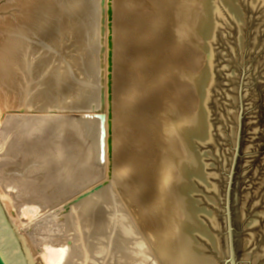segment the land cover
I'll use <instances>...</instances> for the list:
<instances>
[{
    "label": "rangeland",
    "instance_id": "obj_1",
    "mask_svg": "<svg viewBox=\"0 0 264 264\" xmlns=\"http://www.w3.org/2000/svg\"><path fill=\"white\" fill-rule=\"evenodd\" d=\"M21 1L22 0H0L1 15L4 17L9 16L13 18L16 15H18L20 17L21 14H19L20 13L19 4ZM78 1L79 2L77 3H80L79 4L80 6L85 5V3L83 2L84 0L83 1L78 0ZM123 1L124 0L118 1L116 5L117 8H119L120 5L122 9L119 8L120 10L117 12L116 21L118 22V24H116L115 22V27L117 25L116 27L117 44H115V46L117 45V50L120 52L121 55H123L121 56L119 54L116 62L117 67L115 72H118V74L115 73V82L117 81L115 84L118 85L116 88L115 96L117 98L112 95L111 91L113 85L109 83V80L112 79L114 75L113 73L109 72L110 66L108 63H106L109 58V53L113 49L112 47H110V45L109 47H106L105 43L102 46V41H104L103 38L102 39L100 38V40L96 41L93 44V46L90 45L87 46L85 44L88 41L89 36L87 37V35L89 31L87 28L86 30H84L86 24L85 26L83 24L84 27L81 26V24L84 22V20L82 19L84 18L82 17V15L84 16L85 14L84 8H82L81 10L83 12L76 13L73 18L72 13L71 15L70 13L64 12L62 13L63 16H61L60 14L61 12L59 10L56 11V9H59V7L53 5L54 3L52 4L53 6L51 7L53 8L55 6L54 7L55 9L54 8L52 9L51 7L49 8L47 7L50 3L47 4V2H45L47 6L45 5V3L43 4L42 6L43 9H41L42 13L40 11V17L41 19H43V21L44 20L45 21L44 22L40 21L41 19L39 17V13H38L39 18L37 16L36 17H37V23L39 24L38 28L42 29L44 32L46 31V33L42 34V30L39 31L38 28H36L37 30L36 29L32 30V34H30L31 36L29 37L30 41L28 42L29 44H31V47L32 46L34 47L31 49H33V51H35L36 49L40 51V49L45 48L46 51L42 50V53L44 56H46V52L48 54L51 49L49 47L52 46L53 50L51 49V51L54 52V55L55 52L57 54V51L59 52L58 54L60 55L62 53L63 58L64 57L67 58L66 60L65 58L64 59L62 58V60L66 62H68V59L71 61L72 58L73 59L80 58V60L78 59L77 62L76 59L72 60L71 63H74L72 67L74 68L75 72L79 74L81 80H79V78L77 77L78 75H76L75 72L73 73L75 76H73L70 72L69 73L65 72L63 75L65 76L64 81L62 83H59V90L61 95L65 97L67 94H70L72 90H73L72 93L76 95L81 94L82 92L81 90L85 86L79 84L78 82L82 83L84 80H86L83 78L86 77L85 71L87 67L85 66L86 67L85 68L84 65L85 64L87 65L88 63L87 61H89L87 59L89 58L90 60L93 59L92 62H95L96 65L94 64V66L96 73L95 76L93 77L94 79L92 77L89 78L90 80L92 79L94 80L93 81L94 86H90V88H88L90 92H92L91 98L89 96H84L82 98V101L84 100L82 103L81 100H79L76 103L73 102L74 104L71 103L75 105L74 106V109L76 108L75 110L74 109L72 110V108L71 109L68 108L69 107L68 106L66 108H61V110L59 111H52V110L47 111L48 110L47 109L45 112L37 113L41 119L46 118L48 121L47 123H49V125L46 128V130H44L43 132H39L38 131L39 128L37 126H32L31 130L33 136H37L43 139L47 137L49 139H52L53 137L55 138L60 132L59 135L61 141L60 143L63 144V147L61 148L62 150L58 152V155H61L60 157H64V159L67 158L68 174L72 170V166L75 164L79 165L77 170H80L77 171V173L73 177H69L70 182L68 186L71 189H75V191H82V193L84 194H89L85 196L83 195L84 198L87 196L92 197L94 192L97 193L98 190L100 191L105 187L111 185L110 178L112 171H111V165H109L111 161L110 158L106 156V153H108L109 151L111 152L113 148V142L111 140L112 135L117 134L119 146L121 147L124 146L123 144L128 145L127 143L128 141L126 140L128 136H131L130 138L133 139L131 140L133 141V143H131L132 146L130 153L132 152L131 154L135 156V159L134 157H132V155H129L130 154L129 150L127 152L126 149L125 151H123L124 155H121L123 158H121V156L119 155L120 156L119 158L121 159H118L117 165H121V166L130 165L129 167L128 166L126 167H128L133 172V175L132 173H129V176L127 178H129L130 180L133 178L132 180H134V182L137 181V184H139L138 188L135 189V192L138 193L140 198L149 197V196L155 198L159 195H163V193H166L168 191L167 184L164 183L166 180L165 177L167 175L168 176L167 178H169V176H171L170 174L173 172L172 169L173 167L171 166L172 164L170 161L171 160L170 154H172L175 151V149L171 147L174 145L172 144L173 141L170 140L168 135L169 133H167L166 131L169 129L168 127L169 114L171 111H175V112L177 111V113L180 112L183 113L184 111V113L186 112V114H194L195 112L198 111V108L201 104L197 86L195 85V83L188 80L187 77L184 76L185 73H183L182 71L183 70L184 72L187 71L186 75L190 74L195 76L202 73L204 69H206L207 93H206V97L204 98V101H205V110H207L206 114L208 113V117L206 115V120L209 123L207 125L209 129L207 128L208 137H206V140L196 139L194 141V152L196 153V156L199 159L202 175L200 178L193 177L192 179L193 189L192 192L190 193L191 195L190 197H192L194 206L197 211L196 216L198 215L197 218L199 217L198 220L205 229V233L207 234L208 232V234L215 236L216 239L218 240V249L216 250L213 248L212 244L209 242L207 237L204 236V234H203L204 237L200 234L198 235L196 234V239L198 240L200 245L203 246L202 249L203 253L207 255L210 259H213L215 264H231L230 253L228 251L229 235L227 234L228 233L227 204L229 201V213L232 219V234H234V253H235L234 264H264V2L263 0H231L234 6L233 8L227 6L228 3L223 2L222 0H210L211 2L210 6L212 8V13H213V29L211 30L210 34L206 36L205 52H203L202 49L199 47L194 48L191 47V45H189L187 48L180 49L177 53H175L176 48L174 47V44L177 41L175 39L173 40L174 35L176 34H174L175 31L173 27H171V24L173 23L172 21L173 19L169 13L173 9H174L173 11H175L176 13H178L177 11L181 12L180 10L181 7L178 4L180 0H174V1L173 0H156V1L137 0V2L136 0H127L129 1L130 4V5L129 4L126 5V7L128 8H125V6L123 5L125 3H123ZM135 2L137 3V5H135L136 4ZM170 3L172 5L171 8L169 6ZM131 5H132V9H131ZM175 5L178 7H176ZM133 6L134 8L135 6H137L138 8L136 7L135 10ZM140 7H142V9H139ZM133 9L136 12L138 10H141L143 13L145 12L144 13L145 15L146 14L148 15L146 16H144V14L142 15V13H140L141 11L137 12L138 14H136ZM54 10L55 13L53 12ZM130 10L133 11L131 12ZM125 11L128 13H126ZM216 11L219 12L221 15ZM122 12L124 13L119 14ZM133 13H135L134 14L135 16L133 15ZM64 14H67V16L65 15L64 17ZM124 14H126L125 15L126 17L122 16ZM139 14H141L143 18L145 17L143 21H145L147 18L149 19V16L152 17V15L155 14L152 18L155 20L154 24L157 23V21L160 18L162 19L160 20L164 21L165 23L161 22L160 25L157 26L159 27L158 29L156 27L155 28L156 30L153 28L155 31L152 29L153 32L152 31L149 32V29H151L153 25L150 23L151 25L149 24L150 25L149 28L148 25L146 26V23L140 22L139 20L136 21L135 19H138ZM164 14L166 15L164 16ZM118 15L119 17L120 16L121 17L118 18ZM66 17L68 18V20H66L67 19ZM69 17H72V19H69ZM76 17L77 18L80 17L82 21L79 20V18L76 19ZM63 19H65V21ZM74 19L77 22L73 21ZM70 20H72V22H70ZM79 21L80 24L77 25ZM16 22L17 20H15L14 24H16ZM40 22L44 24H41ZM18 23L20 22L18 21ZM31 23L32 22H30L29 24L33 26V24ZM45 23H48L46 24L47 27L45 26ZM69 23H71L70 26H68ZM74 23H75L74 25L75 27L73 28L72 25ZM66 24L67 26L65 27ZM122 27L123 30H120L122 29ZM34 28L35 27H33L32 29ZM80 28H82L85 32V33L83 32L84 33L82 34L83 36L79 34L82 33L79 30ZM142 28L144 29L143 33L140 31ZM60 29L62 30L61 32L62 34L59 32L61 31ZM73 29L74 30L76 29V31L74 32ZM118 31H120V33ZM53 33L57 36H55ZM58 33H60L59 36ZM74 33L76 34L77 38L74 36ZM123 33L128 38H125ZM139 33L141 35H139ZM149 33L151 35L153 33L151 39L147 38V35ZM65 34L67 36H65ZM134 34L135 35L137 34L138 36L137 35L135 36ZM61 35L67 38L64 39V37ZM77 35H81L83 38L80 36L81 37L80 39ZM52 36H54L55 38H53ZM130 36L132 37L134 36V37L131 38ZM59 38L60 39L63 38L62 41H60ZM75 38L77 40H75ZM66 40L67 41L71 40V41L67 42ZM117 40H120V42L119 41L117 42ZM139 40H141L142 43ZM58 41L60 42L57 45ZM76 41L77 43H75ZM60 43L62 44V46L65 45L64 47L65 48L67 47V49H65L64 47L60 48L59 46ZM98 43L101 44L102 50L98 53L97 56L98 58L94 56L95 57L94 59V57H92L93 55L91 51L92 49H94L93 47L98 45ZM133 43H136V45ZM154 44L157 46L155 47ZM131 45L133 46V48L131 47ZM40 46L41 48H39ZM78 46L79 48H77ZM121 46L123 47V49ZM89 47L90 49L92 48L91 51L86 52L89 50L87 49ZM163 47L165 48L162 49ZM75 48H77V51L74 52V50H76ZM48 49L49 51H47ZM61 49L63 50L61 51ZM53 52H50V55H47L46 57L52 56ZM65 53L68 55H66ZM63 54H65V56ZM88 54L89 56L91 54L92 59L91 57L85 56ZM142 55L144 56L147 55V56L142 57ZM83 56L86 57L85 60H83L84 59ZM193 59H198L197 64L193 63ZM169 61L172 63H170ZM81 63L84 68L82 69L84 71L82 70L79 71V69H81L82 67ZM83 63L85 64L83 65ZM38 64L35 66L34 69L35 71L32 69L33 71L30 72L31 77L29 78V82L31 86L32 87L36 86L35 88L37 89L40 88L39 85L37 86V84H40L42 77L46 76L45 74L47 73H51V70L53 69L52 64L51 63L49 64V62L47 63V65L44 64L45 66L42 63H38ZM62 66L61 65L59 66L60 67L59 72L61 71V69H62L61 72L65 70L64 65ZM79 66L81 67L79 68ZM134 67H135V71L133 69ZM75 68L76 69L78 68L77 70L79 72ZM70 70L74 71L72 68ZM138 70L140 71V73H138L139 72ZM122 72L124 73L120 74ZM164 72H170V74L167 76L166 79L163 80V82L165 81L163 83L162 81L160 82V80H162L160 76L162 75L161 73ZM80 74H82V77L80 76ZM84 75L85 77H83ZM126 75L128 78L125 77ZM33 77H35V79ZM71 79L73 80L70 81ZM151 79L154 80L150 81ZM142 81L144 82V84H146L147 87L146 86L143 87L144 84L142 83ZM123 83H126L127 86L126 84ZM136 83H139L142 86L137 85ZM161 83H163L164 85ZM122 86H125V88L128 87L129 89L128 88L125 89ZM138 86L142 88L140 89ZM93 87H95L94 90H92ZM119 90L123 92L120 93ZM129 90H131L132 92ZM135 90L137 93L135 92ZM67 91L70 93H68ZM32 92L34 93L35 90L32 89L31 91V95L34 96ZM144 94H146V96ZM187 94H190L191 97L187 96L186 98ZM133 96L135 97V99ZM114 97L116 98V100H118V101L115 100V103L118 102L117 103L118 105L116 104V107L118 109L121 107L119 110L116 109V116L117 118L119 117L121 118L123 128L121 127L113 128L108 123V117H110L111 114L109 108L111 106L112 101H114ZM188 97L190 98L188 99ZM148 98L149 100H147ZM131 99H133V101ZM123 100H125V104L128 103L126 107L124 106ZM149 101L152 102L150 103ZM152 103L154 104L153 105L154 107L150 105ZM157 103L159 105L158 109L156 106ZM79 104L81 105L83 104V105L78 106ZM121 109L123 111H121ZM156 110L158 111V113ZM107 123H108V127H106ZM124 131L126 133H124ZM168 147L170 150L173 149L172 153L171 151H169ZM177 147H179V144L177 145ZM180 149L181 147H179V150ZM50 151L52 152L57 151L56 146L51 147ZM126 152L128 153V155H126ZM133 152H135L136 155ZM75 154L77 155V157L75 158L78 159L73 162L71 157L72 156L74 157ZM164 155L166 157H164ZM51 156L52 153H50L47 157L50 158ZM124 156H126L127 158H129L130 156L131 158L127 159ZM60 157H58L57 159H59ZM140 158L145 161H142ZM7 159L8 160L6 161L10 163L12 159V155H11V159H10V155L9 157H7ZM134 162L136 163V165ZM45 163L46 162H44V164ZM139 164L141 165L138 166ZM166 167L167 169L168 168L170 169L167 170ZM88 169L91 170V174L89 172L90 170ZM87 170L88 172H86ZM158 171L160 172L158 173ZM163 171L164 172L170 171V172H166L165 175ZM92 173L94 175H92ZM161 173H163V176L165 177H163ZM43 174L48 175V173H43ZM158 174L159 175L161 174L160 177ZM154 175L155 177H153ZM154 178H156V180ZM163 183L165 184L166 189L163 188L164 187ZM161 186L163 187L160 188ZM112 190L114 191L113 197L116 201L115 202L116 205H114L113 207L112 206L113 204H111L110 202L109 206L111 204L112 208L111 206L110 208H108L106 206L108 201H110V198L108 197L109 200L106 202V205H105V201L100 202L97 205L98 208L96 206L91 209V213L95 214L99 212L100 214L101 213L100 211H102L103 214L109 212L106 216H108L109 214L113 216L114 223L112 224L111 222L107 221L108 219L110 220V216L108 217V219H106V216L105 215L102 216L101 213V215L98 217L99 220L105 218L104 220L106 221H103V223L108 222L110 225L106 227L105 225H108L106 223L104 224L103 226L104 228L102 229L104 231H106V229L107 231H109L110 227H112L113 229L116 227L117 230L116 236L119 234L124 235L123 233H125L126 231L127 234H125L124 236H127L125 238V242L130 240L128 244L129 249H131L134 252L141 253L142 255L138 257L139 261L137 264L139 263L162 264V261L159 259V255L156 254V250L154 248L155 246L153 244V239H152L154 236L151 235V232H148L146 230L147 229L146 227H148L146 225L147 224L149 225L153 220L150 217L147 218L145 215L143 214L141 215L137 212L135 204L129 202V200L124 196L123 189H121L120 186L114 185V187H112ZM157 191L158 193L160 191V193L159 194L156 193ZM67 194L71 195L73 193H67ZM108 198H105V200H107ZM154 198L153 201L157 199ZM72 199L74 200V202L78 200L75 197H73ZM0 204L3 208L2 212L5 213L4 216L8 220L9 225L12 226L14 231L17 233L20 242L21 251H23L22 253L23 255H25L24 257L27 258L28 254L26 253V251H28L27 249L29 246L28 244H25L27 242L21 236L19 225H16L17 223L14 220H12V217L9 215L8 210L6 209V207L4 206L1 200H0ZM168 204L170 203L168 202ZM61 206L63 207L64 205H60L59 207H55V208L47 207L42 209L41 212H39L38 215L36 216L37 219L39 218V221H37V219L34 220L31 219L33 220L32 221L33 226H36L37 223L41 225V223L45 220L47 216H49L50 213H53L54 211L58 210V208H61ZM168 206L167 208H170V206L169 207ZM103 208L105 209V211L108 209V211L104 213L105 211ZM52 210L53 212H51ZM154 210L156 209L154 208ZM64 212H67V210H65ZM153 212H154L153 210L150 211V213ZM99 214L97 213V215ZM165 214H166L165 215L166 219L172 217L170 212L169 215L168 213ZM41 218H43L44 220ZM203 223L205 225H203ZM165 224L167 226V222ZM107 231L106 232L102 231L103 233L101 235L102 236L104 235L107 238V236L112 230L110 232ZM40 233L41 236H39V238L43 239V242L45 243L44 236L46 235L44 234L46 233L45 232H40ZM119 237H120L119 241L123 242L122 236ZM34 256L37 258L35 259L34 257L33 260L34 259L35 260L31 261V263L29 261V264H45L41 257H39L38 255H34Z\"/></svg>",
    "mask_w": 264,
    "mask_h": 264
},
{
    "label": "bare ground",
    "instance_id": "obj_2",
    "mask_svg": "<svg viewBox=\"0 0 264 264\" xmlns=\"http://www.w3.org/2000/svg\"><path fill=\"white\" fill-rule=\"evenodd\" d=\"M118 1H120V0H86V2L84 0L83 2L85 3V5L80 6L79 5L80 3H77V2H79L78 0H46V1L45 0H22L19 4V8H20L19 14H21L20 17L18 15H16L14 18L9 17V16L4 17L0 13V200L2 201V203L4 204L6 209L8 210L9 215L12 217V220H14L17 223L16 225H19V230L21 232V236L23 237V239L26 240L27 243H25V244H28V246H29L27 249L28 251H26V253L28 254L27 258H26V257H24L25 255H23V253H22L23 251H21L20 242H19L17 233L14 231L12 226L9 225L8 220L4 216L5 213L2 212L3 208L0 204V250H1L3 257L6 259L8 264H29V261L31 263V261H34L37 258L34 255H38L39 257H41L45 264H137L139 261L138 257L142 256V255H141V253H137V252H134L131 249H129L128 244H129L130 240L125 242V238L127 236H124V235L127 234L126 231H125V233H123L124 235L119 234L116 236V231H117L116 227L114 229L112 227H110V229L112 228L111 229L112 231L109 228H108L109 231H107V229H106L107 232L111 231L109 233V235L107 234L108 235L107 238L104 235L102 236L101 234L103 232H106L102 229V228H104L103 227L104 224H106V223L108 224V225H105L106 227H108L110 225L108 222L103 223V221H106V220H104L105 218L102 220L101 219L99 220L98 217L101 215L102 211H100L101 212L100 214H99V212H97L99 215H97V213H95V214L91 213V209L96 207L100 202L105 201V205H106V202L109 200V198H110V201H108L106 206L108 208H110L111 204H113L112 205L113 207H114V205H116V203H115L116 201L113 197L114 191L112 190V187H114V185L120 186V188L123 189L124 196L129 200L130 203L135 204L137 212L139 214H141V215L143 214L147 218L150 217L153 220V221H151V223L149 225L148 224L146 225V226H148V227H146L147 228L146 230L148 232H151V235L154 236L152 238L153 244L155 246L154 248L156 250V254L159 255V259L162 261V264H215L213 259H210L207 255H205L203 253V251H202L203 246H201L200 243L198 242V240L196 239V234L197 235L200 234L202 236L204 234V236L207 237L209 242L212 244L213 248L216 250L218 249V240L216 239L215 236L208 234V232H207V234L205 233V229L203 228V226L200 224V222L198 220L199 217L197 218L198 215L196 216L197 211H196V208L194 206V202L192 200V197H190L191 196L190 193L192 192V189H193V185H192L193 177L200 178L202 175V170H201V166L199 164V159L196 156V153L194 152V141L196 139L206 140V137H208L207 136V134H208L207 133V128H208L207 125L209 123L206 120V115L208 117V113L206 114L207 110H205V101H204V98L206 97V93H207V91H206V84H207V82H206V74H207L206 69H204V71L202 73L195 75V76L190 75V74L186 75L187 71L186 72H184V70L182 71L183 73H185L184 76H186L188 80L195 83V85L197 86V90L199 93V99L201 101V104L198 108V111L195 112L194 114H186V112L184 113V111H183V113H181L180 111H179L180 113H177V111L176 112L171 111L169 114V118H168L169 119L168 120L169 121V124H168L169 129L166 131H167V133H169L168 135H169L170 140L173 141L172 144H174L173 146H171V145L170 146L173 147V149H175V151L172 153L173 149L170 150L168 147L169 151H171V153H172V154H170L171 160L169 159L171 161L172 165L170 163L169 164L173 167L172 168L173 172L170 174L171 176H169V178H167L168 176L166 175V172H170V171H166V172H164L165 170L163 171V173L166 175V177L163 176V173H161L162 176L165 177V179H166L164 183L167 184V188H168L167 190L168 191L166 192V190H165L166 193H163V195H159V196L156 195L157 197H155V198H157V199H155L154 197H151V196L140 198L138 193L135 192V189L138 188L139 184H137V181L134 182V180H132L133 178L131 180L129 178H127L129 176V173H132V175H133V172L128 168L130 165H126L128 167L117 165L118 159L123 158L121 156V155H124L123 151H125L126 149H127V152L129 150V153L131 151V146H132L131 143H133V141H131L133 139L130 138L131 136L127 137L126 141H128L127 142L128 145L123 144L124 146L121 147V146H119L117 134L112 135L111 140L113 142V148H112V150L110 149L111 152L109 151L108 153H106V156L109 157L110 161H111V163H109V165H111V171H112L111 178H110L111 185L108 187H105L104 189H102L100 191L98 190L97 193L94 192L92 197L87 196L84 198L85 195H89V194H84V193H82V191H75V189H71L68 186L69 182H70L69 177H73L77 173V171H80V170H77L79 165L75 164L72 166V170L68 174V167H67V163H68L67 161L68 160H67V158L64 159V157H60L61 155H58V152L61 151L62 150L61 148L63 147V144L60 143L61 142L60 136H59L60 132L58 133V135L55 138L53 137L52 139H49L48 137L43 139V138H40L37 136H33V134H32V130H31L32 126H37L39 128L38 131L43 132L44 130H46V128L49 125V123H47L48 122L47 119L46 118L41 119L37 113L45 112L47 109H48L47 111H51V110L52 111H59V110H61V108H66L68 106H69L68 108H70V109L72 108V110H73L74 106H75L73 104L78 102L79 100H81V103H82L84 101V100L82 101V98L84 96H89L91 98L92 92H90V90L88 88H90V86H94L93 85V81H94L93 77L95 76V73H96L95 66H94L95 62H92V60H93L92 57L96 56V58H98L97 57L98 53L102 50V46L104 43L106 44V47H109V45H110V47H112V49H113L112 51H110L109 58H108V61L106 63H108L110 66L109 72L113 73V75H114V77L109 80V83L111 85H113L112 91H111L112 95L113 96L116 95V88H117L118 84H115L117 82V81L115 82V73L118 74V72H115V71H116V67H117V65H116L117 58H118V55L120 54V52L117 50V45L115 46V44H117L116 43V37H117L116 36V31H117L116 27H117V25L115 27V22H116V24H118V22L116 21L117 12L120 9H122V7H120V5H119L120 9L117 8L116 5H117ZM151 1H153V0H151ZM222 1L228 3L227 6H230L232 8L234 7L231 0H222ZM45 2H47V4H49V3L50 4L47 6ZM136 2H137V0H136ZM263 2H264V0H263ZM44 3L48 8L53 6V5L58 6L59 9H56V11L59 10L61 12L60 13L61 16H63L62 13H64V12L70 13V14L72 13L73 18H74V15L76 13L83 12L81 10H82V8H84L85 14H84V16L82 15V17H84V18L81 17L84 20V22L81 24V26H83V24L85 26V24H86L85 27L83 26L85 28L84 30H86V28H87L89 31L88 35H87V37L89 36L88 41L85 44L87 46L88 45L93 46V44L96 41L100 40V38L101 39L103 38V40H104V41H102V46H101V44L98 43V45L95 46L96 48L95 47H93L94 49L91 48L92 51H91L90 47L87 48V49H89L88 51L85 50L86 52L91 51L93 56L91 57V54H90V56H89V54L85 55V56L91 57L92 60H90V58L87 59V60H89V61L86 60L88 62L87 65L85 63H83V65L85 64L84 67L85 66L87 67V68L85 67L86 68V71H85L86 77H85V75L83 76V77H85L83 79H86V80H84L82 83L81 82H78V83L85 86L86 89H85V87L84 88L81 87L84 89V90L83 89L81 90L82 91L81 94L76 95V94L72 93L73 92V90H72L71 93L67 91L70 94H67L64 97L61 95L60 90H59V83H62L64 81L65 76H63V75L65 72H68V73L70 72L73 76H75L73 74L75 72V70L72 67V65L74 63H71V61L76 59V62H77V60L78 59L80 60V58H74V59L72 58L71 61L68 59V62H66V61L62 60V58H63L62 53L60 55V54H58L59 52L57 51V54L55 52V55H54V52L51 51L52 46L49 47V48H51L50 51H49V49L47 50V51H49V53L47 54V52H46V56L50 55V52H53V55L46 57L42 53V50L46 51L45 48L40 49V51L36 49L35 51H37V52H35V51H33V49H31L34 47L33 46L31 47V44L28 43L30 41L29 37L31 36L30 34H32V30H35L36 28L39 27V24L37 23V17H38V13H39V17H40V11H41V9H43L42 6ZM123 3H125V4H123L125 6V8H128V7H126V5L129 4V1L124 0ZM145 3H147V2H145ZM210 3H211L210 0H180L178 2V4L181 7L180 8L181 12L177 11L178 13H176L175 11H173L174 9L172 8L173 10L170 11L169 14L172 16V19H173L172 20L173 23L171 24V27H173V29L175 31L174 34H176V35H174V38H173V40L175 39L177 41L174 44V47L176 48V50L174 48L175 53H177L180 49L187 48L189 45H191V47H194V48L199 47L202 49L203 52H205V50H206L205 49L206 48V44H205L206 36H208L210 34L211 30L213 29V13H212V8L210 6ZM214 4H216V3H214ZM135 5H137V3ZM139 5H141V4H139ZM169 6L171 8V6H172L171 3ZM136 7L137 6H135V8ZM176 7H178V6H176ZM51 8H50V10H51ZM133 8H134V6H133ZM131 9H132V5H131ZM139 9H142V7H140ZM133 10H130V11L132 12ZM139 11H141V10H138L137 12H139ZM53 12L55 13V10ZM137 12L135 11L136 14H138ZM148 12H150V11H148ZM41 13H42V11H41ZM123 13L124 12L119 13V14H123ZM126 13H128V12H126ZM135 13H133V15ZM140 13H142V15H143L145 12L143 13L141 11ZM146 13H147V11H146ZM217 13H219V12H217ZM34 14H35V16H34ZM65 15L67 16V14H64V17H65ZM125 15L126 14H124L122 16H125ZM142 15L139 14L138 19H135V20L136 21L139 20L140 22L146 23V26L148 25V27L152 24L154 27L152 26L151 29H149V32H151V31L153 32V30L157 26H159L161 22L162 23L164 22V21H161L162 19L160 17H158L161 20L160 19L158 20V18H157L158 21H157V23L154 24L155 20L152 18L155 14L152 15V17L149 16V19L147 18L145 21H143V19H145V17L143 18ZM146 15H148V14H146ZM146 15L144 14V16H146ZM165 15L166 14H164V16ZM158 16H159V14H158ZM120 17L118 15V18H120ZM155 17H157V16H155ZM78 18H79V20L82 21V19H80V17H78ZM78 18L76 17V19H78ZM40 19H41V17H40ZM69 19H72V17H69ZM15 20H17L16 24H14ZM63 20L65 21V19H63ZM66 20H68V18ZM18 21L20 23H18ZM40 21L42 22L43 19H41ZM73 21H76V20L74 19ZM125 21H127V20H125ZM125 21H124V23H125ZM30 22H32L31 24H33V26L29 24ZM70 22H72V20H70ZM41 24H44V23H41ZM46 24H48V23H45V26H46ZM70 24L71 23H69L68 26H70ZM79 24H80V21L77 23V25H79ZM215 24H216V22H215ZM36 25H38V26H36ZM74 25H75V23L72 25L73 28L75 27ZM66 26H67V24L65 25V27ZM33 27H35V28L32 29ZM123 27H124V24H123ZM123 27L120 30H123ZM130 27H131V25H130ZM148 27H146V28H148ZM82 28L79 29L82 32V33H79L81 35L85 33ZM158 28L159 27H157V29ZM41 30L42 29H39V31H41ZM75 31H76V29L74 30V32ZM140 31L143 33L144 29L142 28ZM59 32L61 33L62 30ZM118 32L120 33V31H118ZM123 32H125V31H123ZM145 32H147V31H145ZM43 33H46V31L44 32L42 30V34ZM60 33H58V36ZM81 35H77V36L81 39V37L83 36V35L82 36ZM139 35H141V34L139 33ZM152 35H153V33H152ZM152 35L149 33L147 35V38L151 39ZM55 36H57V35H55ZM61 36H63V35H61ZM65 36H67V35L65 34ZM74 36L76 37L75 33H74ZM124 36H125V34H124ZM52 37L55 38L54 36H52ZM130 37L133 38L134 36L133 37L130 36ZM160 37H161V35H160ZM66 38L64 37V39H66ZM76 38H75V40H77ZM125 38H128V37L125 36ZM62 39H60V41H62ZM145 39H146V37H145ZM60 41H58L57 45L59 44ZM70 41L68 40L67 42H70ZM82 41H83V39H82ZM118 41L120 42V40H117V42ZM139 41L141 42V40H139ZM61 43H63V42H61ZM61 43L59 45L60 48L65 46V45L62 46ZM75 43H77V41ZM172 43H173V41H172ZM133 44L136 45V43H133ZM163 44H164V42H163ZM156 46L157 45H155V47ZM36 47H38V46H36ZM131 47L133 48L132 45H131ZM168 47H169V45H168ZM39 48H41V46ZM77 48H79V46ZM77 48H75L76 50H74V52L77 51ZM149 48H151V47H149ZM164 48L165 47H163L162 49H164ZM170 48H171V46H170ZM65 49H67V47ZM70 49H71V47H70ZM122 49H123V47H122ZM135 49H138V48H135ZM166 49H167V47H166ZM62 50L63 49H61V51ZM124 50H126V49H124ZM168 50H169V48H168ZM72 51H73V49H72ZM86 52H83V53H86ZM125 52H127V51H125ZM83 53H82V55H83ZM65 54H63V55L65 56ZM69 54H70V51H69ZM66 55H68V54H66ZM144 55H142V57L147 56V55L146 56H144ZM85 56H83L84 57L83 60H85V58H86ZM121 56H123V55H121ZM64 58H65V60L67 59L66 57H64ZM129 58H128V60H129ZM94 59H95V57H94ZM169 59H170V57H169ZM46 62L47 63L49 62V64L50 63L52 64L53 69L52 70L50 69L51 73L45 74L46 76H43L44 74L42 75L43 77L41 79L40 84H37V86L39 85L40 88L37 89V88H35L36 86L32 87L30 82H29V78L31 77L30 72L35 69V66L38 63H42L44 65ZM197 62H198V59H193L194 64H197ZM47 63L45 65H47ZM137 63H139V62H137ZM170 63H172V62H170ZM60 65L61 66L64 65V67H65V70L63 69L64 70L63 72H61L62 69L59 72V70H60L59 66ZM81 66H82V63H81ZM81 66H79V68ZM62 68H63V66H62ZM71 68L74 71L70 70ZM82 68H83V66L81 67V69H79V71L80 70L84 71L83 70L84 68L83 69ZM133 69L135 71V67ZM50 70H49V72H50ZM43 71H44V69H43ZM82 71H81V73H82ZM123 73L124 72H122L120 74H123ZM138 73H140V71ZM174 73H175V71H174ZM161 74L162 75L160 77L162 80H160V79L159 80H160V82L161 81L163 82V80L167 78V76L170 74V72H164ZM76 75H78L77 77L79 78V80H81V78L79 77V74L76 73ZM35 76H36V74H35ZM80 76L82 77V74H80ZM90 77H92L93 79L90 80L89 79ZM122 77H121V79H122ZM125 77H127V75ZM33 78L35 79V77H33ZM123 79H125V78H123ZM72 80L73 79H71L70 81H72ZM153 80L151 79L150 81H153ZM142 83L144 84L143 81H142ZM163 83H161V84H163ZM123 84H126V83H123ZM127 84H128V82H127ZM127 84H126V86H127ZM136 84L140 85L139 83H136ZM140 86H142V85H140ZM145 86H146V84H144L143 87H145ZM122 87L125 88V86H122ZM94 88L95 87H93L92 90H94ZM127 88L128 87H126L125 89H127ZM130 88H133V87H130ZM139 88L141 89L142 87H139ZM152 88H154V87H152ZM32 89H34L36 92V94H35V92L34 93L32 92L34 94V96L31 95ZM67 90H68V88H67ZM131 90H129V91H131ZM65 91H66V89H65ZM145 91H147V90H145ZM119 92L122 93L123 91L121 92L119 90ZM135 92H136V90H135ZM140 94H138V95H140ZM150 94H153V93H150ZM144 95L146 96V94H144ZM31 96H33V97H31ZM123 96H125V95H123ZM128 96H127V98H128ZM187 96H190V94H187L186 98H187ZM115 97H114V101H112L111 106L109 108L111 114H110V117H108V123L113 128H120V127L123 128L121 118L119 117L120 118L119 119L116 116V109H118L116 107V104L118 102L115 103V100L117 98V97L116 98ZM135 97H136V95H135ZM135 97H134V99H135ZM190 97H188V99ZM124 98H126V97H124ZM141 98H142V96H141ZM131 100L133 101V99H131ZM147 100H149V98ZM116 101H118V100H116ZM123 101H124L123 102L124 106L126 107V105L128 103L125 104V100H123ZM143 102H145V101H143ZM71 103H73V104H71ZM82 105L79 104L78 106H82ZM150 105L153 106L154 104L152 103ZM156 106L158 109V107H159L158 103L156 104ZM122 108H124V107H122ZM160 108H162V107H160ZM67 110H69V109H67ZM121 111H123V110L121 109ZM153 112H155V111H153ZM157 113H158V111H157ZM58 114H60V113H58ZM42 117H45V116H42ZM108 123H107L106 127H108ZM124 133H126V132L124 131ZM120 144H121V142H120ZM178 144H179V147H181L180 150H179V147H177ZM129 145H130V147H129ZM54 146H56L57 151H53V152L50 151L51 147H54ZM133 148H134V146H133ZM127 152H126V155H128ZM50 153H52V156L49 158L47 156ZM85 153H87V152H85ZM131 153L129 155H132ZM133 153H135V152H133ZM9 155H10V159H11V155H12V159H11L10 163L6 161V160H8L7 157H9ZM75 155H74V157L73 156L71 157L73 162L78 159V158H75V157H77V155L76 156ZM119 155L121 156V158H119L120 157ZM135 155H136V153H135ZM166 156H167V153H166ZM166 156L164 155V157H166ZM58 157H60V158L57 159ZM124 157H126V156H124ZM132 157H134V159H135V156L132 155ZM130 158L131 157L129 156V158H127V159H130ZM62 159H64V160H62ZM43 161L46 163L44 164ZM142 161H145V160H142ZM121 162H123V161H121ZM131 162H132V160H131ZM121 164H123V163H121ZM125 164H127V163H125ZM137 164H138V162H137ZM161 164H162V161H161ZM135 165H136V163H135ZM140 165L141 164H139L138 166H140ZM166 166H167V164H166ZM84 167H85V165H84ZM80 168H81V166H80ZM166 169H167V167H166ZM169 169L170 168H168L167 170H169ZM88 170H90V169H88ZM88 170L86 172H88ZM160 171H158V173ZM89 172L91 174V170ZM153 172H155V171H153ZM43 173H48V175H45ZM204 174H205V172H204ZM67 175H68V177H67ZM92 175H94V174L92 173ZM155 175L153 177H155ZM160 175H159V177H160ZM154 179L156 180V178H154ZM152 181H154V180H152ZM156 182H158V181H156ZM160 183H157V184H160ZM165 184H164V187L161 186L160 188H162V187L165 188ZM134 192H135V194H134ZM67 193H73V194L69 195ZM156 193H158V191ZM159 193H160V191H159ZM153 196H154V194H153ZM73 197H75L78 200L76 202H74V200L72 199ZM105 198H108V199L105 200ZM153 198L155 199L154 201H153ZM110 202H111V204L109 206ZM168 202L170 204H168ZM60 205H64V206L63 207L61 206V208H58V210H56L57 208L54 209V210H56L54 212L52 210L51 212H53V213H50V214L48 213L49 216H47L45 218V220L43 219L44 217L41 218L44 220L43 222H45L46 224L42 222L43 223V225H42L41 220H40V223L42 226L39 223H37L36 226H33L32 221L34 219H37L36 216L38 215L39 212H41L42 209L47 208V207L55 208V207H59ZM168 205L170 206V208H167ZM112 206H111V208H112ZM103 207H105V206H103ZM97 208H98V206H97ZM154 208L156 210H154ZM65 210H67V212H64ZM151 210H153L154 212L150 213ZM104 211H105V209H104ZM106 211H108V209ZM106 211L104 213H106ZM169 212H170L172 217L169 219H166L165 213H168V215H169ZM108 213L109 212H107L106 214L102 213V216H104V215L106 216ZM111 214H113V213H111ZM168 215H167V217H168ZM109 216H110V220L108 219ZM31 219H33V220H31ZM106 219H108L107 221L111 222L112 224L114 223V218L112 215L109 214L108 216H106ZM37 221H39V218L37 219ZM166 222H167V226L165 224ZM203 225H205V224L203 223ZM40 232L46 233V234H44L46 236L43 235L45 237V239H44L45 243L43 242V239L39 238V236H41ZM119 236H122L123 242L119 241V239H120ZM25 246H27V245H25ZM31 252H33V253H31ZM34 257H35V259L33 260Z\"/></svg>",
    "mask_w": 264,
    "mask_h": 264
},
{
    "label": "water",
    "instance_id": "obj_3",
    "mask_svg": "<svg viewBox=\"0 0 264 264\" xmlns=\"http://www.w3.org/2000/svg\"><path fill=\"white\" fill-rule=\"evenodd\" d=\"M227 228H228V251L230 253V258H231V264H234L235 260V253H234V234H232V219L231 215L229 213V201L227 204ZM0 264H8L6 259L3 257L2 252L0 250Z\"/></svg>",
    "mask_w": 264,
    "mask_h": 264
}]
</instances>
